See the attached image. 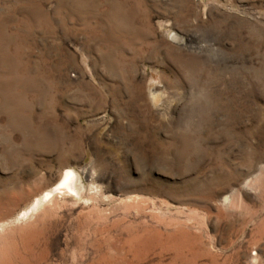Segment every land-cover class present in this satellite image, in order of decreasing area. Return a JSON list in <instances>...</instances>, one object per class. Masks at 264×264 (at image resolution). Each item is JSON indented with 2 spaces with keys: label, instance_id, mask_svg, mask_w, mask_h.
<instances>
[{
  "label": "rangeland",
  "instance_id": "obj_1",
  "mask_svg": "<svg viewBox=\"0 0 264 264\" xmlns=\"http://www.w3.org/2000/svg\"><path fill=\"white\" fill-rule=\"evenodd\" d=\"M0 264H264V0H0Z\"/></svg>",
  "mask_w": 264,
  "mask_h": 264
},
{
  "label": "bare ground",
  "instance_id": "obj_2",
  "mask_svg": "<svg viewBox=\"0 0 264 264\" xmlns=\"http://www.w3.org/2000/svg\"><path fill=\"white\" fill-rule=\"evenodd\" d=\"M171 38L176 42L182 41V39L175 33L171 35ZM82 189H83V185L81 183L80 176L78 175V173L72 167H66L59 182L51 186L50 188L46 189L40 196L37 197L35 202H33L28 209H24L22 213H20V215L21 214L26 215L27 212H29L30 210L34 208L37 209L41 204L45 203L47 200H50L57 192L67 191V192H73L76 195H78L79 191Z\"/></svg>",
  "mask_w": 264,
  "mask_h": 264
}]
</instances>
